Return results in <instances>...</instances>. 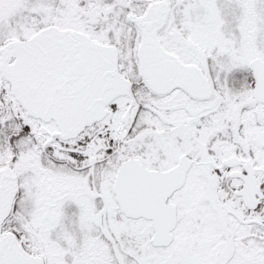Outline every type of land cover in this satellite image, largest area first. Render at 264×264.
Instances as JSON below:
<instances>
[{
	"label": "snow or ice",
	"instance_id": "1",
	"mask_svg": "<svg viewBox=\"0 0 264 264\" xmlns=\"http://www.w3.org/2000/svg\"><path fill=\"white\" fill-rule=\"evenodd\" d=\"M0 264H264V0H0Z\"/></svg>",
	"mask_w": 264,
	"mask_h": 264
}]
</instances>
